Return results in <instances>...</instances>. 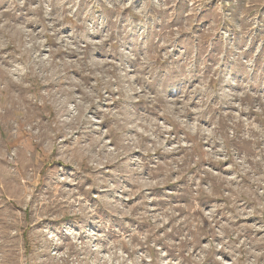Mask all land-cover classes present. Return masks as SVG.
Returning a JSON list of instances; mask_svg holds the SVG:
<instances>
[{"label":"rangeland","instance_id":"374dc122","mask_svg":"<svg viewBox=\"0 0 264 264\" xmlns=\"http://www.w3.org/2000/svg\"><path fill=\"white\" fill-rule=\"evenodd\" d=\"M0 264H264V0H0Z\"/></svg>","mask_w":264,"mask_h":264}]
</instances>
